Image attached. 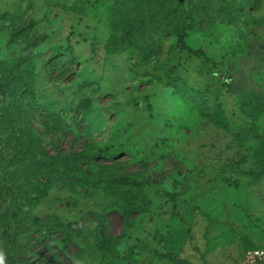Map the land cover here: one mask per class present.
Returning <instances> with one entry per match:
<instances>
[{
  "label": "rangeland",
  "instance_id": "374dc122",
  "mask_svg": "<svg viewBox=\"0 0 264 264\" xmlns=\"http://www.w3.org/2000/svg\"><path fill=\"white\" fill-rule=\"evenodd\" d=\"M262 244L264 0H0V264Z\"/></svg>",
  "mask_w": 264,
  "mask_h": 264
},
{
  "label": "built area",
  "instance_id": "2783aa9c",
  "mask_svg": "<svg viewBox=\"0 0 264 264\" xmlns=\"http://www.w3.org/2000/svg\"><path fill=\"white\" fill-rule=\"evenodd\" d=\"M235 264H264V244L245 249Z\"/></svg>",
  "mask_w": 264,
  "mask_h": 264
},
{
  "label": "trees",
  "instance_id": "16d2710c",
  "mask_svg": "<svg viewBox=\"0 0 264 264\" xmlns=\"http://www.w3.org/2000/svg\"><path fill=\"white\" fill-rule=\"evenodd\" d=\"M192 27H193V23L190 21V22L186 23L185 25H183V27L181 28V31L178 35L179 49L181 51H186L189 54L194 55L196 57H202L206 61H210V59L205 55V53L201 49H198V48L194 49L186 43V41H185L186 32L188 30H190ZM256 246H258V245H256ZM249 248H251V247H249Z\"/></svg>",
  "mask_w": 264,
  "mask_h": 264
}]
</instances>
